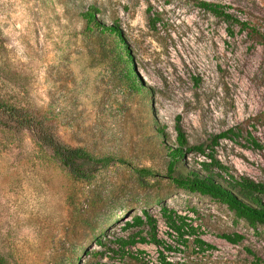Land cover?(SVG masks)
<instances>
[{"label":"rangeland","instance_id":"1","mask_svg":"<svg viewBox=\"0 0 264 264\" xmlns=\"http://www.w3.org/2000/svg\"><path fill=\"white\" fill-rule=\"evenodd\" d=\"M203 1L253 30L215 16ZM90 6L100 23L119 25L152 92L149 113L137 78L103 56L111 38L85 27L79 11ZM0 95L50 117L64 143L116 159L81 181L30 130L0 125V253L11 264L158 263L159 250L175 264H264V224L178 187L152 126L164 128L169 144L180 126L189 145L227 167L226 179L264 183V0H0ZM207 159L192 150L183 162ZM136 215L145 223L128 226ZM171 217L188 243L199 237L215 248L191 263L192 247L152 244V234L182 243ZM133 235V255L115 251L117 238Z\"/></svg>","mask_w":264,"mask_h":264},{"label":"trees","instance_id":"2","mask_svg":"<svg viewBox=\"0 0 264 264\" xmlns=\"http://www.w3.org/2000/svg\"><path fill=\"white\" fill-rule=\"evenodd\" d=\"M200 6L215 16L223 17L227 21H234L241 25L242 28L244 26L251 29V27H248L246 23L240 21L231 13H226L223 7L217 3L203 1L200 3ZM97 12H99L97 7L90 6L80 10L79 16L85 22V27L89 31L96 30L101 35L111 38L113 44H111L109 48H106L104 45L101 46L103 56L111 58V64L114 68L120 65L124 66L126 68L127 79L132 80V75L137 78L141 86H138L136 83L134 84L135 90L137 91L136 93H140L143 97V112L146 114L149 113L150 111L146 107V101L149 100L152 106V92L151 90H147L144 86L142 87L143 81L136 72L135 65H133V56L129 51L130 49L127 47L125 42L126 39L119 25L116 22L112 24L100 23L95 17ZM129 64L131 66H129ZM51 121L52 119L50 117L41 115L33 109L18 106L0 95V125L8 130H14L17 133L26 129L30 130L37 144L43 149H48L52 157L60 163L62 167L67 168L74 178L81 181H91L101 169L109 167L116 161L114 157L109 155H96L84 146H72L64 143L58 136L55 126ZM152 126H155L154 130L156 131V133L153 134L155 140L154 148L157 147L161 153L166 155V171L168 177L171 178L178 187L189 191L209 194L228 204L239 217H245L250 222H261L264 224V183L256 181L248 176L235 177L233 175H228L229 179H226L222 171L228 172L227 167L212 153H206L202 145H189L186 135L180 126L177 125L176 130L178 135L175 144L167 143L168 139L163 127L158 125ZM192 150L206 154L208 159L200 162L195 161L194 165H185L183 160L186 158L187 153ZM195 164H199L200 167L198 168ZM143 172L145 175H156L151 169H143ZM144 212L147 216V222L154 230L155 224L152 217L147 211ZM170 220L172 227L177 232L178 240L182 243H177L175 246L165 244L163 241L159 240L155 234H152L150 242L158 248L162 245H166V247L171 250H181L179 246L192 247L191 254L187 256V260L191 263L195 262L197 254L215 248L212 244L205 243V241L199 237L193 239L195 243H188V239L184 237L187 232L184 229L185 226L178 224L176 219L172 217ZM144 223L141 216L137 215L134 216L133 222H126L128 226H140ZM191 229L188 231L189 233L194 232V230ZM187 230H189L188 227ZM227 238L232 240L231 236H227ZM141 240L144 241L145 238L141 237ZM98 242L103 244L101 239H98ZM136 242V235L128 238L119 237L116 239L118 249L115 251L120 252L123 256L125 254L133 255V253L130 252V247L134 246ZM80 258L81 257H78L77 261H79ZM135 258L137 257L135 256ZM0 264L11 263L0 253ZM144 264L175 263L169 261L164 252L159 250L158 263L144 261Z\"/></svg>","mask_w":264,"mask_h":264}]
</instances>
